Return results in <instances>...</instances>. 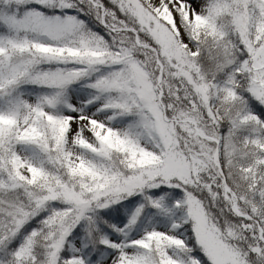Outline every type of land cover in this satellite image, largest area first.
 Wrapping results in <instances>:
<instances>
[{
    "label": "snow or ice",
    "instance_id": "obj_1",
    "mask_svg": "<svg viewBox=\"0 0 264 264\" xmlns=\"http://www.w3.org/2000/svg\"><path fill=\"white\" fill-rule=\"evenodd\" d=\"M0 264H264V0H0Z\"/></svg>",
    "mask_w": 264,
    "mask_h": 264
}]
</instances>
